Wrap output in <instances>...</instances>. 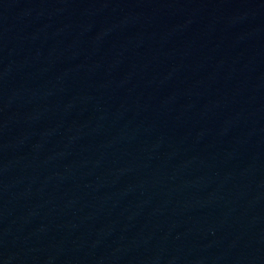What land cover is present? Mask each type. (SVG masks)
Here are the masks:
<instances>
[{
    "label": "water",
    "instance_id": "obj_1",
    "mask_svg": "<svg viewBox=\"0 0 264 264\" xmlns=\"http://www.w3.org/2000/svg\"><path fill=\"white\" fill-rule=\"evenodd\" d=\"M0 264H264V0H0Z\"/></svg>",
    "mask_w": 264,
    "mask_h": 264
}]
</instances>
